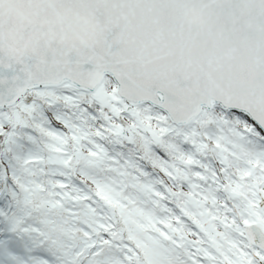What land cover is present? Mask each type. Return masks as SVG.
<instances>
[{"label":"snow or ice","instance_id":"6c2138e0","mask_svg":"<svg viewBox=\"0 0 264 264\" xmlns=\"http://www.w3.org/2000/svg\"><path fill=\"white\" fill-rule=\"evenodd\" d=\"M0 264H264V0H0Z\"/></svg>","mask_w":264,"mask_h":264}]
</instances>
